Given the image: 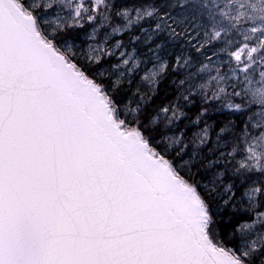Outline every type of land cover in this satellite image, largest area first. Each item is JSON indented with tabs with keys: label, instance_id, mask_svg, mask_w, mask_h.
Listing matches in <instances>:
<instances>
[{
	"label": "snow or ice",
	"instance_id": "1",
	"mask_svg": "<svg viewBox=\"0 0 264 264\" xmlns=\"http://www.w3.org/2000/svg\"><path fill=\"white\" fill-rule=\"evenodd\" d=\"M113 7L108 0H0V264H264V0H222L221 20L205 33V44L223 43L213 53L218 60L189 73L177 98L187 106L200 96L201 116L219 103L248 117L231 134V151L220 150L217 135L219 154L203 158L204 175L212 174L203 190L159 143H181L167 125L186 118L183 107L144 112L120 98L124 78L139 67L134 50L117 57L89 45L85 66L67 42L86 23L110 22ZM134 10L136 23L155 14ZM115 15L126 23L113 33L134 23L129 9ZM106 57L116 59L107 75L87 70ZM168 67L154 65L144 79L155 82ZM208 136L206 125L195 139L206 145ZM225 196L250 219L222 224L212 205Z\"/></svg>",
	"mask_w": 264,
	"mask_h": 264
},
{
	"label": "trees",
	"instance_id": "2",
	"mask_svg": "<svg viewBox=\"0 0 264 264\" xmlns=\"http://www.w3.org/2000/svg\"><path fill=\"white\" fill-rule=\"evenodd\" d=\"M120 4L121 6L116 9V5ZM115 7H113L115 11L125 8L136 9L147 7L149 9H155L153 17H148L134 25L131 30L125 32L120 37V40L124 46H128L129 48L135 46L143 60H145L147 58L144 56L147 55L146 51L148 49L146 44L149 41L146 33L148 34L153 30H157L156 39L149 47L161 45L163 56L169 67L160 77L156 88L152 89L142 82V75L152 64L151 62L144 63L143 61L142 69L134 75L131 83L124 81V92L120 94V98H122L123 104H129V101H131L130 107H135L139 102L141 110L144 112H153L154 109L161 105L179 103L183 107V111L187 114L186 118L181 117L180 120L176 121L174 124L167 125L168 128L172 129V131L168 132V136L171 134L175 135V137L180 136L181 143L172 144L170 140L166 139L167 137H162L159 143L162 146L167 145L166 158L174 162L181 171V175L185 176L186 179L198 182L201 186V190H203V185L207 184L208 181L212 179L211 173L204 175V168L202 165L206 163V161L203 158H214V154H219L216 151L217 135L222 137L219 141L220 150L231 151V134L233 132H241L244 126L243 122L247 120L248 117L241 116L239 112L234 109L222 108L219 103L216 104V108L219 109L218 111L210 109L201 116L200 113L207 107V104L202 103L200 96L190 98L194 99V103L188 104L187 106H184L182 100L177 99L181 95V92L188 86L186 80L188 74L196 73L201 65L206 63L209 57H212L211 54L206 51L209 48V44H204L203 47H197L196 44L190 40L191 37L187 35V28L184 24H181V21H186L187 25H190L196 21L195 18L197 16V19H199L200 14H198V11H192L188 8L179 9L178 0H115ZM157 23L161 24L159 30L156 28ZM169 24L176 29L179 35L171 34L170 29L167 27ZM92 25L94 24L86 23L83 29L76 30L78 33L76 38L71 36L68 38L73 40L76 45L75 51L77 52L78 62L85 66L87 65V61L81 59L82 55L86 53L84 48V37L87 36ZM231 36L232 33H229L230 38ZM217 43L218 47L223 46L222 42ZM197 48H199V51H197ZM205 52L207 55H204ZM177 58L180 59L179 64H177ZM184 61L188 63L184 64ZM115 62L116 60L114 58H105L100 65L87 66V70L93 73L104 72L107 75V73L112 71L110 70L111 63ZM224 70L226 69L222 68V71ZM213 74L215 73L213 72ZM194 79L197 83L204 82L195 76ZM181 80L186 81L185 85H180ZM141 97L144 99H141ZM257 109L258 108L254 109L253 113H249L252 119ZM170 114L171 113H169V115ZM166 123L167 122L162 123L160 125L161 128H164ZM206 125L209 126L208 143L206 145H201L199 141L195 139V136L197 133H200L201 129ZM221 128H226V131L221 133ZM182 132H186L187 135L181 136ZM177 152H180V155H176ZM218 170L222 171L223 169L220 168ZM227 183L228 181L225 180L223 185L218 184L217 187L219 191L223 192ZM208 186L211 187V184ZM226 198V196L223 199L217 197L216 202L212 205V211L218 216L221 223L228 225L238 216L244 217V219L240 221L241 223L246 221L247 215L242 211L243 206L235 201H229L228 204H225L224 199ZM234 227H238V224H235ZM227 231L230 233L232 229L229 228ZM228 247H231V245L229 244Z\"/></svg>",
	"mask_w": 264,
	"mask_h": 264
},
{
	"label": "rangeland",
	"instance_id": "3",
	"mask_svg": "<svg viewBox=\"0 0 264 264\" xmlns=\"http://www.w3.org/2000/svg\"><path fill=\"white\" fill-rule=\"evenodd\" d=\"M108 3L113 4L115 7V0H108ZM221 3H222V0H178L179 9L188 8L189 10H192V11H198V14H200L199 19H197L198 18V16H197L195 18L196 21H194L190 25H187L186 21H181V24H184V26L187 28L186 32H187V35L191 37L190 40H192V42H194L197 47L205 44V40L207 39V37L205 36V33L207 32L209 35L212 33L214 21H220L221 20V17L218 14V7H217ZM119 6H121V4L116 5L115 8L117 9ZM127 9L130 10V16L134 21L132 26H130L129 28L122 30L120 32L113 33L112 32L113 27L120 26L123 29V26L126 23V21L122 17L115 15V13L117 11H120L122 9L115 11V9L112 8V10L109 14L110 15V22H104L103 26H100L99 22L90 23V24H94V25H92L91 30L88 32L87 36L84 37L85 40L83 39L84 40V48H85L86 53L88 51L89 45H92L93 47L99 46L102 48H111L113 51L116 52L117 57L119 56L120 51L133 52V50H134V55L136 56V62L138 63L139 67L135 72L129 74L128 77H125L124 81H128L129 79L132 80L134 75L142 69L143 61H144V63L151 62L152 65L149 69H153L154 65L158 66L160 63H167V61L165 60V58L163 56L164 54L162 53L161 45H159V47H149V46H151V44L156 39V36H157L156 31L157 30H153V31L149 32L148 34L146 33V36H148L149 41L146 44L148 49L146 51L147 55L144 56L147 58V59L144 58L145 60H143L142 56L140 55L139 51L136 49L135 46H132L130 48L128 46H124L123 49H115L114 45L116 44L117 41L122 43V41L120 40V37L125 32L131 30L134 25H136V24L140 23L141 21H143L144 19L148 18V17H145L144 19H142L138 23H136L135 22V18H136L135 10L132 8H127ZM94 28H96L97 31L94 32L93 31ZM90 36H92L94 38L89 39ZM106 37H107V40H106ZM237 38L239 39L240 37H237ZM67 42L69 45L73 46V50L75 51L76 45H75L74 41L68 39ZM208 47L209 48L206 51H208L211 54L212 60H218V57L213 55V53L214 52L218 53L221 46L218 47V43L214 41L211 44H209ZM205 54L207 55L206 52L204 53V55ZM106 59H110V58L106 57ZM207 63H208V61L204 64H207ZM110 70H112V69H110ZM153 70H155V69H153ZM163 73L164 72L160 73V75L155 79V82H152L150 80L144 79L145 76L149 75L148 71H146L142 75V82L147 87L154 89L158 85L159 79ZM114 78L116 79V75L111 76V79L113 81H114ZM258 112H259V108L256 110L257 114H258ZM253 119L255 121L257 119V115L254 114ZM169 136H175V135L171 134ZM177 137H180V136H177ZM166 139H168V138H166ZM246 218H247L246 220L250 219L249 216H247Z\"/></svg>",
	"mask_w": 264,
	"mask_h": 264
}]
</instances>
